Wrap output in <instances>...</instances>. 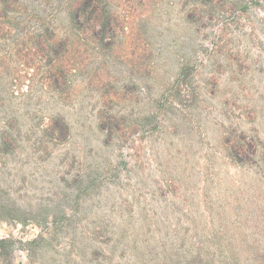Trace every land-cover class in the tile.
<instances>
[{"label": "rangeland", "instance_id": "1", "mask_svg": "<svg viewBox=\"0 0 264 264\" xmlns=\"http://www.w3.org/2000/svg\"><path fill=\"white\" fill-rule=\"evenodd\" d=\"M111 5L122 20L116 39L82 46L66 92L44 86L49 66L32 95L29 82L14 93L0 80V99L21 109L16 126L0 116V132L20 134L0 154L13 208L0 221L12 252L0 264H105L112 230L137 213L166 233L214 223L264 234V0ZM68 6L0 2L20 20L8 26L21 27L0 37V78L26 73L14 56L19 35L71 33ZM57 115L67 139L36 151L34 134ZM240 138L260 157L233 156Z\"/></svg>", "mask_w": 264, "mask_h": 264}, {"label": "trees", "instance_id": "2", "mask_svg": "<svg viewBox=\"0 0 264 264\" xmlns=\"http://www.w3.org/2000/svg\"><path fill=\"white\" fill-rule=\"evenodd\" d=\"M0 2L2 8L10 9L14 0H0ZM67 4L69 20L73 27L71 33L62 41L56 40L50 34H44L43 31V34L36 38L19 35L14 44V56L26 73L1 76L0 80H4L2 89L6 88L16 93L23 82V84L29 82L28 92L32 95L38 76L37 70L43 65L49 66L43 78L44 86L46 88L54 86L57 91L64 93L69 87L68 74L71 71L69 68L79 61L82 46L94 43L107 47V40L116 39V31L122 20L117 11L112 10L111 0H67ZM8 13L9 10L0 12V37L3 38L12 34L14 28L21 30L19 24L8 26V22L20 21L13 16L11 17L14 18L13 22L11 18L8 20ZM4 18L7 22L2 21ZM121 30L126 31L125 27ZM48 57L51 59L48 60ZM0 103V116L3 117L5 124L8 127L16 126L21 109L16 110L17 108L8 104L9 101L7 103L5 98L0 99ZM61 122L65 123L61 116L50 117L45 129L34 134L33 146L36 151H42L39 147L48 145L49 138L58 142L67 139L68 134L59 128ZM19 135L16 134L17 137ZM17 137L8 130L0 132V154L16 150ZM45 148L47 151L48 147ZM231 153L243 163L245 159L242 157L250 155H254L255 159L260 157L255 142L245 138L234 142ZM7 184L8 180L6 182L0 178V221H7L8 211L13 209L8 201L11 190L6 188ZM118 227L112 230L113 246L102 249L107 256L105 264H264V234L247 232L240 235L226 231L227 226L214 223L205 226L209 231L192 232L191 228L185 231L177 227L175 233H166L160 224L140 213H137L135 220H131L123 230H118ZM103 230L100 226L99 231L103 232ZM10 243V240L0 239L1 256H9L12 253Z\"/></svg>", "mask_w": 264, "mask_h": 264}]
</instances>
